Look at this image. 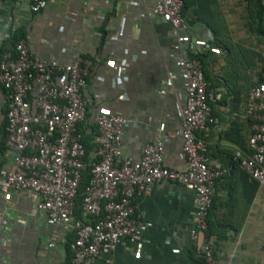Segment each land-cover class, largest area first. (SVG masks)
<instances>
[{"label":"crops","instance_id":"obj_1","mask_svg":"<svg viewBox=\"0 0 264 264\" xmlns=\"http://www.w3.org/2000/svg\"><path fill=\"white\" fill-rule=\"evenodd\" d=\"M217 1L222 27L229 28L236 40H245L243 0ZM154 4L155 0H51L34 13L29 0H0V51L11 49V43H6L10 31L23 29L34 58L61 64L87 58L91 62L84 87L87 123L93 125L99 110L108 109L127 121L120 140L123 157L137 161L145 144L161 142L162 163L183 170L186 157L179 132L185 94L173 45L177 35L187 34L201 44L192 52H202L209 47L211 27L196 19L190 6L182 14L181 28L175 29L154 13ZM211 56V75L222 80L225 54L219 50ZM249 76L253 79L254 73ZM229 77L235 78L232 73ZM228 90L220 85L210 92L221 97ZM231 97L227 103L214 102L215 122L198 132L207 144L210 166L221 171L212 190L213 220L217 225L239 226L236 235L232 228L224 229L226 237L215 246L212 264H264V189L230 163L229 156L234 158L241 148L225 137L231 122L239 118V135L245 143L251 130L244 109L238 116L232 110ZM8 101L9 90L0 84V170L14 163L13 152L5 145ZM40 199L34 191L0 188V264H64L71 255L72 223L49 224L46 212L38 207ZM134 203L137 217L145 224L139 239L121 240L92 264H198L190 238L194 191L161 181ZM50 240L52 247H48Z\"/></svg>","mask_w":264,"mask_h":264},{"label":"built area","instance_id":"obj_2","mask_svg":"<svg viewBox=\"0 0 264 264\" xmlns=\"http://www.w3.org/2000/svg\"><path fill=\"white\" fill-rule=\"evenodd\" d=\"M51 0H29L32 12H40ZM182 0H155L154 13L179 29L183 23ZM187 34H179L173 49L182 81L185 102L181 108L182 150L186 167L177 170L162 163L161 142L142 147L141 156L131 161L122 156L120 140L127 121L108 109L95 116L98 161L92 163L91 177L82 200L84 218L101 215L95 221L74 220L75 197L84 167L85 147L77 127L85 119L87 100L84 87L90 75V60L80 57L61 64L30 55L24 41L15 52L0 58V84L9 90L5 120V145L14 163L0 170L4 192L28 190L39 194L38 207L47 222H70L74 230L71 259L66 264H92L102 253L113 250L121 240H137L145 224L135 213L134 199L150 193L152 185L170 181L195 192V210L190 238L198 257L212 264V242L204 237L206 214L212 204V190L221 171L210 166L207 144L198 132L215 122L212 97L208 92L202 64L188 56L195 46ZM214 53L219 49L214 48ZM258 81L249 90L244 106L251 120L247 150L236 149L234 158L241 168L264 189V46ZM108 68L112 65L106 63ZM117 70H120L118 67ZM257 77L254 76V79ZM54 246L50 240L48 247Z\"/></svg>","mask_w":264,"mask_h":264},{"label":"trees","instance_id":"obj_3","mask_svg":"<svg viewBox=\"0 0 264 264\" xmlns=\"http://www.w3.org/2000/svg\"><path fill=\"white\" fill-rule=\"evenodd\" d=\"M183 8L182 14L191 6L194 8V16L196 19L205 22L209 25L211 30V40L208 43V48L202 52H189L188 56L190 58H195L200 61L202 64V69L204 73L205 80L208 82V92L211 93L220 85L228 86V90L224 96H218L214 100H210V103L213 105L216 103H227V97L232 95L230 99V106L232 110L235 111L236 115L239 114V109L242 107L244 109L248 92L252 86H254L258 81V73L262 67V56L261 49L264 46V0H243L245 3V24L244 31L246 35L245 40H236L232 35L229 28H223L222 14L218 11V1L217 0H182ZM221 25V26H220ZM25 41L23 29H17L10 31L6 43H11V51L15 52V45L20 42ZM219 49L224 54L225 67L224 72L226 76L222 80L219 78H213L210 71V63L213 61L212 56L214 51L213 49ZM3 50L0 51V58L3 54ZM253 72L256 79H250L249 73ZM233 74L235 78L229 77V74ZM248 74L247 77L244 76ZM242 76L240 79H236V76ZM211 91V92H210ZM244 103V104H243ZM237 119L231 122L229 130L225 132V137L238 144L239 147L243 150H247V143L239 135V121ZM248 125H251L250 118L247 119ZM78 131L82 134V141L85 147V156L83 158L84 167L81 172V179L77 189V195L75 197L74 212L72 219L74 220H83L87 219L91 221L98 220L101 218V215L91 216L89 218L83 217L82 211V200L84 196L85 189L89 183L91 177L92 163L98 161L99 158L96 155L97 143L95 141L96 136L98 135L97 125L94 121L93 125L87 123V114L85 119L78 124ZM231 164L234 167L241 168L239 162L233 158V155L229 156ZM243 170V169H242ZM244 171V170H243ZM245 172V171H244ZM245 174L249 176L246 172ZM252 182L258 186V183L252 179ZM207 229L204 231V237L212 242L213 256L215 259V246L218 244L220 239L226 237L225 228L233 229L235 235L239 231V226L231 224L219 223V225L214 222L212 217V211L209 209L206 214ZM223 229V230H221ZM75 237V236H74ZM74 240V238H73ZM72 240V242H73ZM71 255L67 257L64 264H66L72 257V252L70 249ZM193 251L194 246H193ZM196 262L198 264H208L201 257L197 258Z\"/></svg>","mask_w":264,"mask_h":264}]
</instances>
